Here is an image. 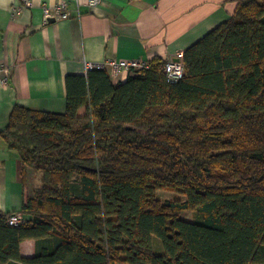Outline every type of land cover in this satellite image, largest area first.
<instances>
[{"label": "trees", "instance_id": "16d2710c", "mask_svg": "<svg viewBox=\"0 0 264 264\" xmlns=\"http://www.w3.org/2000/svg\"><path fill=\"white\" fill-rule=\"evenodd\" d=\"M183 61L179 83L156 58L125 83L69 75L65 114L15 107L0 136L41 185L24 224L0 213V264H264V0Z\"/></svg>", "mask_w": 264, "mask_h": 264}, {"label": "crops", "instance_id": "0c3cea01", "mask_svg": "<svg viewBox=\"0 0 264 264\" xmlns=\"http://www.w3.org/2000/svg\"><path fill=\"white\" fill-rule=\"evenodd\" d=\"M61 1L0 0V65L6 67L0 79L9 75L0 84V134L16 106L65 114L66 79L87 75L88 63L177 59L227 22L240 0H103L97 7L80 0L70 4V19L47 23L45 7ZM119 78L115 84L125 83L129 73ZM32 172L26 185L19 154L0 136V213H22L37 187ZM21 253L34 258L37 242H22Z\"/></svg>", "mask_w": 264, "mask_h": 264}, {"label": "built area", "instance_id": "2783aa9c", "mask_svg": "<svg viewBox=\"0 0 264 264\" xmlns=\"http://www.w3.org/2000/svg\"><path fill=\"white\" fill-rule=\"evenodd\" d=\"M103 0H89V5L91 7H97L102 4ZM72 2L79 3L80 0H62L55 7L46 6L45 7V20L46 22H50L51 19L55 20H67L71 18L70 13V4ZM184 53H180L177 56V59L170 60L163 67V71L166 75L167 81L169 83L175 84L179 83L185 73L184 66ZM151 67V62L142 60V59H130V60H116V59H108L104 63L101 64H87V70H107L111 72V76L113 80L119 81V77L122 73H131L132 71H141L148 70ZM6 67L0 65V71L4 70ZM9 72V71H8ZM9 80V75L4 76L0 79V84L6 83ZM8 222L10 225H22L26 222L25 216L23 213H13L10 215Z\"/></svg>", "mask_w": 264, "mask_h": 264}, {"label": "rangeland", "instance_id": "374dc122", "mask_svg": "<svg viewBox=\"0 0 264 264\" xmlns=\"http://www.w3.org/2000/svg\"><path fill=\"white\" fill-rule=\"evenodd\" d=\"M32 173L35 175L34 179L32 180V183H33V185L36 184V186L39 187L41 185L40 176H39V174L37 172H32ZM31 176H33V175H31ZM33 185H32V187H34ZM158 195H159V198L162 199V200L175 199V198H178L179 197L178 195H176V194H174L173 192H170V191H160L158 193ZM183 218L186 221H193L194 220V214L193 213H185L183 215Z\"/></svg>", "mask_w": 264, "mask_h": 264}, {"label": "water", "instance_id": "95a60500", "mask_svg": "<svg viewBox=\"0 0 264 264\" xmlns=\"http://www.w3.org/2000/svg\"><path fill=\"white\" fill-rule=\"evenodd\" d=\"M50 22H55V19H51Z\"/></svg>", "mask_w": 264, "mask_h": 264}]
</instances>
